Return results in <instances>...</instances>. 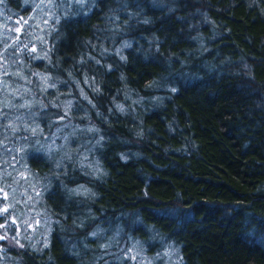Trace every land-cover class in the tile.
I'll return each mask as SVG.
<instances>
[{
  "label": "trees",
  "instance_id": "1",
  "mask_svg": "<svg viewBox=\"0 0 264 264\" xmlns=\"http://www.w3.org/2000/svg\"><path fill=\"white\" fill-rule=\"evenodd\" d=\"M66 1L0 2V264H264V0Z\"/></svg>",
  "mask_w": 264,
  "mask_h": 264
},
{
  "label": "rangeland",
  "instance_id": "2",
  "mask_svg": "<svg viewBox=\"0 0 264 264\" xmlns=\"http://www.w3.org/2000/svg\"><path fill=\"white\" fill-rule=\"evenodd\" d=\"M58 1L60 3V0ZM62 1L64 2L66 0H62ZM39 2H43L44 4L45 0H37V3ZM66 2H70L71 5L77 4L83 8H88V6L92 4L93 0H67ZM51 7H53V5L49 6V9H51ZM52 11H54V9L50 10L51 14ZM50 17L51 15H49V18ZM19 29L20 27L17 28V30ZM0 30L3 32L5 30V25L4 26L2 25L0 27ZM3 89H8V87L0 84V93ZM2 121L3 120H0V123H2ZM6 124L10 125L11 120L9 121L7 120ZM7 159L8 158H6V160ZM24 200H21V203H23ZM24 205L26 204L24 203ZM40 221H42V219H40ZM43 223L44 222H42V224ZM179 257L180 256L178 251H169L167 258L165 259L163 264H175L178 261ZM119 260H128L127 264H147V257L145 255V251L140 250L136 242H134L131 239H127L123 241L120 240L119 242H116V238L114 236H112L107 243H104L101 246V250L98 254L97 261L94 264H111Z\"/></svg>",
  "mask_w": 264,
  "mask_h": 264
},
{
  "label": "snow or ice",
  "instance_id": "3",
  "mask_svg": "<svg viewBox=\"0 0 264 264\" xmlns=\"http://www.w3.org/2000/svg\"><path fill=\"white\" fill-rule=\"evenodd\" d=\"M0 2H2V0H0Z\"/></svg>",
  "mask_w": 264,
  "mask_h": 264
}]
</instances>
